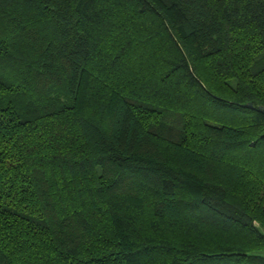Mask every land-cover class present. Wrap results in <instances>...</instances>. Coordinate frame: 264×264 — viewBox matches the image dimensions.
I'll return each mask as SVG.
<instances>
[{
    "label": "trees",
    "instance_id": "1",
    "mask_svg": "<svg viewBox=\"0 0 264 264\" xmlns=\"http://www.w3.org/2000/svg\"><path fill=\"white\" fill-rule=\"evenodd\" d=\"M261 107L264 0H0V264H264Z\"/></svg>",
    "mask_w": 264,
    "mask_h": 264
},
{
    "label": "water",
    "instance_id": "2",
    "mask_svg": "<svg viewBox=\"0 0 264 264\" xmlns=\"http://www.w3.org/2000/svg\"><path fill=\"white\" fill-rule=\"evenodd\" d=\"M251 106V105H250ZM261 110L264 112V108L261 107Z\"/></svg>",
    "mask_w": 264,
    "mask_h": 264
},
{
    "label": "rangeland",
    "instance_id": "3",
    "mask_svg": "<svg viewBox=\"0 0 264 264\" xmlns=\"http://www.w3.org/2000/svg\"><path fill=\"white\" fill-rule=\"evenodd\" d=\"M262 255H264V252L262 253Z\"/></svg>",
    "mask_w": 264,
    "mask_h": 264
}]
</instances>
